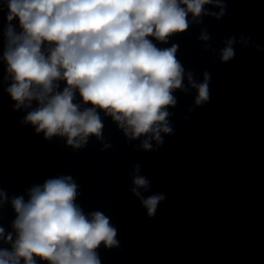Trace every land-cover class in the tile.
I'll return each instance as SVG.
<instances>
[{
  "label": "clouds",
  "instance_id": "clouds-1",
  "mask_svg": "<svg viewBox=\"0 0 264 264\" xmlns=\"http://www.w3.org/2000/svg\"><path fill=\"white\" fill-rule=\"evenodd\" d=\"M2 2V0H0ZM213 0H7L4 59L12 84L7 88L16 107H37L26 122L46 138L66 136L74 148L87 137L101 135L96 108L111 115L132 139L149 133L162 143L159 133H170L167 106L176 103L172 91L182 88L183 68L175 58L177 46L158 49L148 37L166 42L188 28L187 15H201ZM184 5L186 7H181ZM18 20V34L12 21ZM201 39L207 40L206 35ZM54 45L46 56L42 45ZM222 52L228 61L231 44ZM66 87L56 91V81ZM191 83V77H189ZM197 88L196 103L208 100L207 75ZM78 90L85 104L73 103ZM145 150L151 145L145 140ZM138 171V166H137ZM132 192L147 190L148 181L134 177ZM77 185L71 177L47 180L33 187L27 203L12 200L17 213L13 228L17 238L12 250L0 249V264H35L34 256L49 264H100L96 249L117 245L116 229L101 212L86 217L74 203ZM4 194L0 193V199ZM163 195L141 199L151 217ZM0 237L4 230L0 228ZM12 241L9 234L4 237Z\"/></svg>",
  "mask_w": 264,
  "mask_h": 264
}]
</instances>
